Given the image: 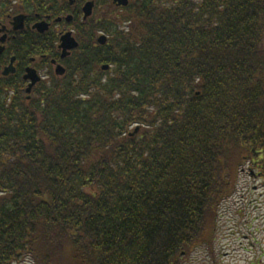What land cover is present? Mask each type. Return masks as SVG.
I'll use <instances>...</instances> for the list:
<instances>
[{
	"label": "trees",
	"instance_id": "trees-1",
	"mask_svg": "<svg viewBox=\"0 0 264 264\" xmlns=\"http://www.w3.org/2000/svg\"><path fill=\"white\" fill-rule=\"evenodd\" d=\"M124 10L79 20L65 59L29 28L0 55V264H184L241 165L264 170V0ZM30 66L44 77L29 98Z\"/></svg>",
	"mask_w": 264,
	"mask_h": 264
},
{
	"label": "rangeland",
	"instance_id": "rangeland-1",
	"mask_svg": "<svg viewBox=\"0 0 264 264\" xmlns=\"http://www.w3.org/2000/svg\"><path fill=\"white\" fill-rule=\"evenodd\" d=\"M121 15L127 16L124 9L105 17ZM255 166L252 162L241 165L234 191L217 207L202 244L184 264H264V170ZM19 264L35 263L26 257Z\"/></svg>",
	"mask_w": 264,
	"mask_h": 264
},
{
	"label": "flooded vegetation",
	"instance_id": "flooded-vegetation-1",
	"mask_svg": "<svg viewBox=\"0 0 264 264\" xmlns=\"http://www.w3.org/2000/svg\"><path fill=\"white\" fill-rule=\"evenodd\" d=\"M109 1L110 3L104 5L102 0H59V10H55V8L53 7L54 3H49V5H47L44 9L36 8V10H27L24 6L25 0H14L13 4L18 9H11L9 11V14H7L4 18H0V23L3 26H6L8 30V40L5 43L6 49L4 53L8 48V43L11 40L15 39V34L29 28L37 36H43L50 33L55 34V36L59 38L57 51L62 56V50L59 49L61 38L64 34L71 32L73 34V37H75V39L77 40L75 24L78 23L79 20L80 23L84 24L92 19H94L96 23L101 22L102 20H104V18H107L105 16H108L109 13L120 9H125L137 0H128V5L125 7L119 6L117 3H115V0ZM88 2H94L93 14L88 19H85V13L83 9ZM101 7L102 9H100ZM21 14L25 15L26 17L24 21V28L20 31H15L12 25L14 22V18ZM69 18L70 20L68 21ZM41 22H46L49 25V29L44 34H41L37 29H34V27ZM258 174H260V172Z\"/></svg>",
	"mask_w": 264,
	"mask_h": 264
},
{
	"label": "water",
	"instance_id": "water-1",
	"mask_svg": "<svg viewBox=\"0 0 264 264\" xmlns=\"http://www.w3.org/2000/svg\"><path fill=\"white\" fill-rule=\"evenodd\" d=\"M115 3H117L119 6H127L128 0H115ZM93 7L94 2H88L83 11L85 13V19H88L93 14ZM25 15H19L14 18L13 27L15 31H20L24 28V21H25ZM70 18L68 19V21ZM34 29H37L39 33L44 34L48 29L49 25L46 22L38 23ZM0 55H2L6 49L5 43L8 40V30L6 26H3L0 23ZM98 42L100 45H106L108 42V38L106 35H100L98 38ZM79 47V42L73 37V34L71 32H68L64 34L61 38V44L59 46V49L62 50V59H65L67 57L71 56L72 51L77 49ZM34 61V60H33ZM16 57H12L10 60V63L8 66H6L3 70V76L8 77L11 75H14L16 73V67H15ZM52 64L55 67V74L56 76L63 77L66 74V68L62 65L57 63L56 60L52 61ZM110 66L106 65L103 66L102 69L104 71L108 70ZM25 81H29V85L27 88V93L31 94L33 89L41 82L42 77L40 76L37 69L33 67H28L26 69V73L24 76ZM30 98V97H29ZM138 130V129H137Z\"/></svg>",
	"mask_w": 264,
	"mask_h": 264
}]
</instances>
